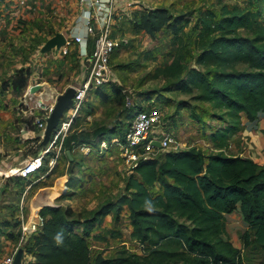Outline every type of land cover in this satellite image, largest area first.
Returning a JSON list of instances; mask_svg holds the SVG:
<instances>
[{
  "label": "trees",
  "instance_id": "obj_1",
  "mask_svg": "<svg viewBox=\"0 0 264 264\" xmlns=\"http://www.w3.org/2000/svg\"><path fill=\"white\" fill-rule=\"evenodd\" d=\"M257 1L262 5L250 0V7L244 8L200 6L190 31L185 28L191 20L169 8L136 12L135 28L151 36L169 30L179 45L172 61L158 67L156 75L183 81L185 91H196L200 102L222 111L218 118L227 119L221 127L211 128L209 153L193 146L140 161L126 180L125 192L98 209L83 212L41 201V225L26 246L35 256L33 264H257L250 254L264 251V164L228 151L244 127L243 117L255 120L264 112V0ZM193 56L196 65L188 67L186 60ZM241 63L247 68H236ZM28 84L22 71L12 82V92L22 95ZM150 106L156 107L143 105L129 115ZM164 127L167 130L165 123ZM126 130L113 133L123 136ZM104 132L100 127L96 133ZM83 137L72 133L65 147L72 149V141L81 143ZM239 202L250 225L241 234L242 247L224 238L225 214ZM124 214L129 236L142 244L143 252L124 247L106 256L101 249L94 251L90 238L99 242L123 238ZM108 216L111 227L104 225ZM57 233L62 236L59 242ZM1 234L19 238V231L3 229Z\"/></svg>",
  "mask_w": 264,
  "mask_h": 264
},
{
  "label": "rangeland",
  "instance_id": "obj_2",
  "mask_svg": "<svg viewBox=\"0 0 264 264\" xmlns=\"http://www.w3.org/2000/svg\"><path fill=\"white\" fill-rule=\"evenodd\" d=\"M252 1L254 4L262 5L257 0ZM144 3L146 5L143 9L146 10L166 7L176 15L184 14L186 19L191 20L185 31H190L197 16L196 11L200 6L205 10L208 7L219 9L224 4L242 8L251 5L250 0H143L142 4ZM41 7H43L41 11L45 14V22L40 25V31L50 35L73 21L70 12L71 7L74 8L76 5L74 0H63L62 5L59 6H54V0H46V5ZM143 9L136 10V12L144 11ZM37 11L38 9L35 10ZM136 12L133 19L123 18L117 23L119 27H114L115 33L120 31L123 33V38L127 40L121 43L110 59L115 81L95 86L89 91L88 98L81 109V115L75 118L71 133H69L70 136L74 132H79L84 136L83 142L92 144L93 149L88 153L82 150L74 151L72 155L74 163L71 165L69 162L73 158H69L63 152L54 170L55 173L50 177L51 182L56 180L59 183L57 187L60 189V192L58 188L54 190L56 194L53 195H58L50 200L73 207L77 211L98 209L108 200L125 192L126 180L133 173V169L123 165L117 147L114 145L110 148L102 147L97 138L105 136L110 139L115 135L114 129L123 133L131 123L134 113L132 116L129 113L133 109H138L143 105L160 107L167 130L176 135L183 145L179 150L196 146L206 153L212 149L211 128L221 127L224 125L222 120L227 119L226 116L223 119L218 118L221 117L222 111L212 108L209 103L200 102L195 96L196 91H185L181 86L183 81L156 75L158 67L172 61L179 45L178 42L173 43L174 36L169 30L164 29L155 36H151L146 31L135 28L132 21ZM24 29L25 35L34 32L32 27L25 26ZM192 52L195 54V51ZM186 65L188 67L196 65L194 56L186 60ZM236 68L245 69L247 65L241 63ZM65 76V73L61 74L62 78ZM57 83L60 93L64 92L67 87L78 84L70 79ZM128 97L132 99L133 104L135 103L134 107H128ZM56 100L57 98H53L51 104L54 105ZM100 127H103L105 132L97 134V129ZM244 138L245 136L239 137L240 140L232 138L233 147L228 148V151L231 153L243 151ZM169 150L176 149L170 148ZM23 159L24 151L16 150L13 154L14 165L11 169L22 165ZM47 164L48 161L43 171H46ZM26 182L30 183L31 180ZM63 193L69 194L66 197L60 196ZM10 198L15 197L9 194L0 197V231L4 229L5 233H16L22 214L17 209L19 206L8 205L12 203ZM110 219V216L106 218L105 226H112ZM127 224V214H124V219L120 224L124 232L121 239L109 238L106 242H99L90 238L93 250L101 249L106 256H112L124 247L139 253L143 252L142 244L130 238V228ZM11 236L13 238L5 234L0 235V258L6 251L4 247L10 245L11 239L17 238L12 234ZM250 255L254 263L264 264V251Z\"/></svg>",
  "mask_w": 264,
  "mask_h": 264
},
{
  "label": "crops",
  "instance_id": "obj_3",
  "mask_svg": "<svg viewBox=\"0 0 264 264\" xmlns=\"http://www.w3.org/2000/svg\"><path fill=\"white\" fill-rule=\"evenodd\" d=\"M131 1L133 5L130 11L123 10L119 13L117 27H119L118 21L123 18L132 19L136 10H141L146 5L142 4L143 0ZM62 3L63 0H54V6L62 5ZM42 5H46V0H0V197L9 194L18 198V201L10 198L12 203L8 205L19 206L17 209L20 213H22V195L29 183L19 176L12 175L15 169H11L14 165L13 154L18 149L23 150V164L40 152L42 148L41 138L38 137L40 130L34 121L46 115L48 106L52 105V99L60 94L57 82L70 79L80 83L87 75L86 66L89 64V59L83 57L81 44L71 35L74 31V33L84 34L82 28H74L81 14L78 3L75 1L76 7H71L70 16L73 17V21L60 30L67 36L66 44L48 52H43L41 48L46 40L58 31L50 35L40 31V25L45 22V14L41 11ZM37 9L38 11L35 12ZM25 26L32 27L34 32L25 35L23 33ZM73 29L74 31H71ZM117 33L123 34L120 31ZM92 48L93 44L90 40L89 52H92ZM22 71L29 77V84L24 89V94L16 96L12 92V82ZM62 73L66 75L64 78L61 77ZM35 85H40V88L34 92L30 91V88ZM243 124L244 127L234 138L239 139L245 136L242 142L244 149L235 154L249 156L256 162L264 164V112H259L255 120H248L244 116ZM232 147L231 142L230 148ZM68 157L73 158L70 155ZM45 160L47 162L48 159ZM57 166L47 175L48 179L46 177V179L36 180L38 173L29 179L34 183L25 195L23 207L24 215L29 221L41 223L38 216L39 204L58 195L53 194L59 183L56 180L50 181ZM34 177L36 178L33 179ZM225 215L228 234H225L224 238L229 239L235 246L242 247L241 234L248 230L250 225L245 221L241 203L237 204L234 211ZM18 240V237L11 239L10 245L4 247L6 251L2 256L8 254Z\"/></svg>",
  "mask_w": 264,
  "mask_h": 264
},
{
  "label": "built area",
  "instance_id": "obj_4",
  "mask_svg": "<svg viewBox=\"0 0 264 264\" xmlns=\"http://www.w3.org/2000/svg\"><path fill=\"white\" fill-rule=\"evenodd\" d=\"M81 10L79 18L75 22L74 28H82L83 33L72 34L75 41L79 42L83 48V57L89 59L86 66V77L83 81L74 85L76 93L71 107L63 115L59 125L54 129L48 144L42 146L40 152L31 157L22 165L15 167L17 170L12 175H17L25 179H31L38 173L36 180L46 179L47 175L56 167L63 152L68 153L76 150L90 152L92 144L72 141V149L65 148V142L71 133L75 118L81 115V109L88 98L89 91L95 86H102L110 81H115L114 72L111 68L110 59L112 54L121 45L127 42L123 34L115 33L117 17L125 10L130 11L133 5L131 0H75ZM92 41V52L88 50L89 41ZM133 101L127 99L128 107ZM54 105L48 106V111L43 118L36 119L37 128H46L47 116L51 113ZM102 147L115 146L118 148L124 166L134 168L140 161L154 158L162 151L170 148L179 150L182 147L181 141L172 132L164 127L163 114L160 108L150 106L139 109L134 113L130 126L123 136L114 135L110 139L102 136L97 138ZM159 141L161 146L156 145ZM47 169L43 171L46 160ZM34 181L29 183L22 195L21 209L22 219L19 225V240L13 249L0 258V264H13L16 252L20 247L24 248L22 264H33L35 256L26 249L32 235L39 229L41 223L29 221L24 215V198Z\"/></svg>",
  "mask_w": 264,
  "mask_h": 264
},
{
  "label": "water",
  "instance_id": "obj_5",
  "mask_svg": "<svg viewBox=\"0 0 264 264\" xmlns=\"http://www.w3.org/2000/svg\"><path fill=\"white\" fill-rule=\"evenodd\" d=\"M67 42V36L64 32L58 31L53 36L49 37L46 42L43 44L41 50L43 52H48L54 48H61ZM40 88V85H35L30 88V91L34 92ZM76 93L75 86H69L67 89L60 93L57 97L56 103L51 111V113L47 116L46 128L40 130L38 133V137L41 138V146H44L49 143L51 136L54 132V129L59 125L63 115L65 112L71 107L73 103V98ZM156 145L161 146L159 141L156 142ZM68 155L72 157L71 153L68 152ZM24 254V248L20 247L15 254L13 264H22V257Z\"/></svg>",
  "mask_w": 264,
  "mask_h": 264
},
{
  "label": "clouds",
  "instance_id": "obj_6",
  "mask_svg": "<svg viewBox=\"0 0 264 264\" xmlns=\"http://www.w3.org/2000/svg\"><path fill=\"white\" fill-rule=\"evenodd\" d=\"M55 239L59 242L62 239V236L60 233H57L55 236Z\"/></svg>",
  "mask_w": 264,
  "mask_h": 264
},
{
  "label": "bare ground",
  "instance_id": "obj_7",
  "mask_svg": "<svg viewBox=\"0 0 264 264\" xmlns=\"http://www.w3.org/2000/svg\"><path fill=\"white\" fill-rule=\"evenodd\" d=\"M50 93V92H49ZM45 97V96H44ZM17 170V168H15V170H14V173H15V171ZM13 174V173H12Z\"/></svg>",
  "mask_w": 264,
  "mask_h": 264
}]
</instances>
